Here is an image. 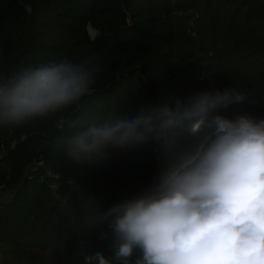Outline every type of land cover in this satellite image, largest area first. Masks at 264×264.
Instances as JSON below:
<instances>
[{
	"label": "trees",
	"instance_id": "16d2710c",
	"mask_svg": "<svg viewBox=\"0 0 264 264\" xmlns=\"http://www.w3.org/2000/svg\"><path fill=\"white\" fill-rule=\"evenodd\" d=\"M0 0V76L49 62L90 61L92 91L56 115L0 129V264H80L104 250L90 220L140 190L210 134L178 129L167 141L122 148L106 158L67 159L62 139L87 122L129 106L171 103L186 94L235 87L248 102L227 118H264V0ZM91 32L95 35L92 37ZM104 33L113 56L96 45ZM63 117L68 125L55 127ZM43 167L32 170L33 163ZM60 180L50 187L46 170ZM72 181V185L68 184Z\"/></svg>",
	"mask_w": 264,
	"mask_h": 264
},
{
	"label": "clouds",
	"instance_id": "9594fccd",
	"mask_svg": "<svg viewBox=\"0 0 264 264\" xmlns=\"http://www.w3.org/2000/svg\"><path fill=\"white\" fill-rule=\"evenodd\" d=\"M99 71L87 60L62 59L0 76V129L78 105ZM248 98L231 87L134 104L65 136L63 154L79 161L167 141L178 129L195 137L209 117L214 126L154 180L91 218L108 254L85 252L80 264H264V118L218 114ZM66 125L56 120L57 129Z\"/></svg>",
	"mask_w": 264,
	"mask_h": 264
},
{
	"label": "water",
	"instance_id": "95a60500",
	"mask_svg": "<svg viewBox=\"0 0 264 264\" xmlns=\"http://www.w3.org/2000/svg\"><path fill=\"white\" fill-rule=\"evenodd\" d=\"M96 45L97 47L100 49V51L102 52V54L104 55V57L106 59H108L111 62H120L122 64V67L124 69L126 62H127V57L124 55H120V56H113L108 47H107V43H106V36L104 33H101L98 37H97V41H96ZM125 71V69H124Z\"/></svg>",
	"mask_w": 264,
	"mask_h": 264
},
{
	"label": "built area",
	"instance_id": "2783aa9c",
	"mask_svg": "<svg viewBox=\"0 0 264 264\" xmlns=\"http://www.w3.org/2000/svg\"><path fill=\"white\" fill-rule=\"evenodd\" d=\"M226 113H229L228 109H225ZM157 145L158 143H156V148H154V154H155V159L159 162V155H158V152H157ZM32 167V170H38L39 168L43 167V162L42 161H39V162H36V163H33L30 165ZM46 177L48 178V180L50 181V187L52 189H55L57 187V184L60 180V177L52 172L51 170H46ZM68 184L72 185V181L71 180H68Z\"/></svg>",
	"mask_w": 264,
	"mask_h": 264
},
{
	"label": "rangeland",
	"instance_id": "374dc122",
	"mask_svg": "<svg viewBox=\"0 0 264 264\" xmlns=\"http://www.w3.org/2000/svg\"><path fill=\"white\" fill-rule=\"evenodd\" d=\"M90 33H91L92 37L95 35V34H94L93 32H91V31H90Z\"/></svg>",
	"mask_w": 264,
	"mask_h": 264
}]
</instances>
